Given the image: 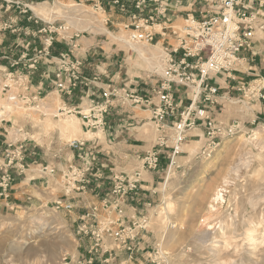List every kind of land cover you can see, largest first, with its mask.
Returning <instances> with one entry per match:
<instances>
[{"label": "crops", "instance_id": "0c3cea01", "mask_svg": "<svg viewBox=\"0 0 264 264\" xmlns=\"http://www.w3.org/2000/svg\"><path fill=\"white\" fill-rule=\"evenodd\" d=\"M61 1L64 2L61 8L63 17L73 14L75 7H91L95 11L104 13V25L108 30L111 28L113 32H116L121 25L123 27L130 25L131 15L138 13L134 9L132 0ZM27 2L32 8V5H49L51 1L27 0ZM70 2L76 6L71 5ZM166 4V12L158 18V21L166 23H177L187 15L200 19L203 12L207 10L206 0H167ZM238 9H244L247 13L258 12L259 16L256 19L251 49L239 52V61L231 72L211 78V83L218 88V105L214 107L211 115L214 116L213 113L219 108L220 113L217 114V119L224 123L228 122L233 113L242 123L253 122L256 119L264 120V93L260 94L261 98L246 103L243 100L237 101L238 105L231 102V99L236 96L241 98V92L247 87L251 88L256 84L264 83V31L256 26L264 24V8H260L257 2L244 0V4ZM143 13L146 11L143 10ZM63 17L58 18L52 14V21L44 20L39 18L32 9L25 15L17 9L5 10L0 2V26L9 23L16 30L13 34L10 31L2 34L0 67L7 68L9 63L18 60V66L12 70L18 69L28 76L32 93H39L46 97L55 94L63 107L73 110L85 108L90 99H102L103 91H108L110 88L135 92L142 97L150 95L159 77L148 75L146 68L137 65L136 50H131L124 42L113 40L109 36L111 30L106 34L93 27V32L86 35L80 32L77 37H73L74 33L79 31L66 20L67 18ZM49 22L68 23L70 30L64 35L65 40L55 38L48 50L49 55L47 57L41 55L36 65L29 68V60L36 56L43 40V36L38 35L37 32ZM170 41L172 40L169 39L168 43ZM61 53H68L72 60H80L82 64L80 80L71 94L59 91L56 87V84L64 79V74L58 66V56ZM175 57L178 58L179 55ZM258 90L259 93L263 91V86ZM177 99L180 97L177 96ZM104 120V127L98 130L86 127L83 130L81 126V134L79 133V138L76 140L84 141L85 149L82 152L70 151V160L62 158L61 161L60 156L54 159L57 156L53 157L52 153L59 152L57 145H52V142L39 144L30 137L15 140V142L24 141L23 156L27 168L22 173L11 169L12 181L8 189L3 191L0 188V214H8L13 209L23 207H40L44 203L51 204L61 200L64 205H71L70 210L62 209L61 211L65 213L72 230L76 233L81 224L94 222L86 217L91 214L93 207L97 208V220L105 214V203H111L110 190L113 177L123 175L130 178L136 173L139 174L137 193H129L125 203H120L123 209L122 225L132 222L133 218L137 220L136 212L147 214L152 203L159 198V180L169 167L172 152L170 136H166L165 146H156L157 134L148 110L126 102L112 101ZM81 122L83 123L82 120ZM166 122L169 124L170 119ZM22 132L23 129L18 128L16 135L20 136ZM5 133L7 134L6 127L0 125L1 149H5L6 144L10 143ZM204 135L202 123L197 121V125L186 134L187 139L181 146L182 153H188L189 144L194 142L191 138L197 139L196 142L201 148L205 143ZM152 151H158L160 154L158 167L156 170H147L143 166L144 158ZM71 165L82 167L88 175L89 182L84 186L76 185L74 187L76 189L65 193V188L57 187L55 181H60ZM44 166L54 168V174L42 173L40 170ZM145 214L141 217L143 220L146 219ZM114 224L116 227L120 225ZM76 244L74 263L80 260L85 263L89 259H93V264L111 263V252L109 254L104 251L101 253L99 250L91 254L88 252L91 240L87 237L76 236ZM116 255L119 256V254Z\"/></svg>", "mask_w": 264, "mask_h": 264}, {"label": "rangeland", "instance_id": "374dc122", "mask_svg": "<svg viewBox=\"0 0 264 264\" xmlns=\"http://www.w3.org/2000/svg\"><path fill=\"white\" fill-rule=\"evenodd\" d=\"M50 1L49 5L32 7L39 9L38 16L44 20L52 21V14L62 18L64 2ZM63 18H67L77 31L84 32L83 35L93 32V27L106 34L111 30L109 36L113 40L124 42L131 50L137 51V65L146 68L148 75L161 74L160 44L149 46L128 42L131 28L124 29L121 25L116 32L111 28L108 30L104 25V13L91 7H75L73 14ZM182 21L176 24L181 26ZM155 30L159 31V28ZM5 31H0V48ZM170 43L174 44L173 41ZM140 54L150 60H143ZM14 61L7 68L0 67V125L6 127L8 141L30 137L39 144L52 142L59 152L52 153L53 157L57 156L54 159L60 156L61 161L62 158L70 160L72 150L67 144L79 138L81 126L85 130V125L73 113L59 115L57 110L63 104L55 94L48 97L38 95L34 104L9 103L7 97L20 92V88L4 76L18 70H12L16 66L10 68ZM5 83L11 88L2 94L1 87ZM261 86L263 91L259 93ZM252 88L254 97H244L241 92L242 97L236 96L231 102L238 105L237 101L243 100L246 103L264 93V83ZM35 94L30 92L31 96ZM214 113L217 123L228 127L235 122L240 129L232 135H222L209 158L198 156L206 146L205 135L201 148L194 138H191L194 142L189 144L188 153H182L181 147L175 165L162 174L159 198L152 203L147 214L136 212L137 220L133 218L132 222L122 225L123 209L122 215H118L113 206H108L111 213L99 217L100 224L111 222L114 231L129 228L134 236L129 242V250L118 240L104 236L102 248L98 250L107 254L111 252L110 264H264V120L242 123L233 113L224 123L217 119L219 108ZM18 128L23 129L20 136L16 135ZM55 185L65 187L63 176L60 181H55ZM218 189L223 190V201L214 205L213 211L216 210L213 212L209 204L212 205L210 200ZM169 201L172 209L168 210ZM55 207L54 203H44L40 207H23L0 214V264H87L81 260L74 263L78 235L72 230L62 208ZM143 214L145 220L141 218ZM114 223L120 225L116 227Z\"/></svg>", "mask_w": 264, "mask_h": 264}, {"label": "built area", "instance_id": "2783aa9c", "mask_svg": "<svg viewBox=\"0 0 264 264\" xmlns=\"http://www.w3.org/2000/svg\"><path fill=\"white\" fill-rule=\"evenodd\" d=\"M257 2L260 8H264V0H247ZM5 10L17 9L22 14L31 11L27 0H0ZM134 9L138 13L131 15L130 25L124 29L131 28L128 42L132 44L157 45L160 43L162 55L160 58L161 74L159 80L151 89L148 97H142L135 92H124L118 88H110L103 91L102 99H90L85 108L73 110L62 107L57 111L62 114L78 115L88 129L98 130L104 127V116L112 101L126 102L132 106L148 110L150 120L157 134L156 146H165L166 136L169 135L172 142L169 167L175 165V157L180 154L181 146L186 140V134L197 125L202 123L206 146L201 149L198 156L209 158L214 149L219 145V139L223 135H232L240 126L233 122L230 126L217 123L211 115L214 107L218 105V88L211 83L212 76L229 73L239 61L238 54L241 50L251 49V40L255 33L258 12L247 13L244 9H238L244 4V0H206L207 10L203 12L200 19L193 15H187L181 26L174 22L158 21L159 16L166 12L167 0H132ZM143 10L146 13H143ZM259 30L264 31V24L256 25ZM155 28H159L156 31ZM16 30L10 24L4 23L0 31ZM70 30L67 23L57 24L49 22L47 26L38 30L37 34L43 36L41 47L36 56L29 60V68L36 65L41 55L47 57L49 48L55 38L65 40V34ZM80 32H75L77 37ZM171 39L174 44L168 43ZM165 45V46H164ZM175 55H179L178 58ZM24 58V57H22ZM18 65V60L10 64V68ZM80 60H72L68 53L58 56V66L64 74V79L56 84L59 91L66 94L77 87L80 80ZM6 80L20 88L17 94H11L7 101L13 105L19 102L35 103L39 93L30 95L32 85L28 76L20 70L6 73ZM10 85L5 83L1 87V93L8 92ZM259 91V90H258ZM253 88L247 87L243 90V96L254 97ZM177 96L180 99H177ZM185 96V97H184ZM184 97V98H183ZM259 94L257 98H261ZM183 101H185L183 103ZM170 119L169 124L166 122ZM24 141L7 143L5 149L0 148V188L6 191L11 183V169L22 173L27 167L24 163ZM71 150L82 152L85 142L72 140L68 143ZM159 152L152 151L144 158L143 166L147 170H156L159 163ZM45 174H54V168L44 166L40 170ZM138 177L136 173L132 177L115 176L112 180L110 190L111 203H105V214L113 210L122 215L120 203L129 194H135L138 190ZM65 193L70 192L76 185L84 186L89 182L88 175L82 167L71 165L63 175ZM73 184L70 187V184ZM56 209H71V205L62 204L61 200L54 203ZM97 208L93 207L91 214L87 215L94 222L83 223L77 228L76 234L91 240L89 253H95L102 248L104 236L118 240L120 245L129 250V242L134 237L130 229L114 231L111 222L100 224L96 219ZM136 225V224H135ZM66 258L64 259V261ZM106 261V260H104ZM89 259L87 264H92ZM68 264V262L63 263ZM77 264H82L78 262Z\"/></svg>", "mask_w": 264, "mask_h": 264}, {"label": "bare ground", "instance_id": "6f19581e", "mask_svg": "<svg viewBox=\"0 0 264 264\" xmlns=\"http://www.w3.org/2000/svg\"><path fill=\"white\" fill-rule=\"evenodd\" d=\"M34 10H35V13L37 14V15H40V13H39V9L38 8H36L35 6H33L32 7ZM37 10V11H36ZM41 12V11H40ZM183 20V19H182ZM68 24V23H67ZM124 28V27H123ZM158 44H160V43H158ZM139 57H141L143 60H150L149 58H147V57H143L141 54L139 55ZM148 62V61H147ZM149 64H150V61H149ZM148 64V65H149ZM150 67H151V65H150ZM66 121V120H65ZM66 123V122H65ZM69 123V122H68ZM70 124V123H69ZM65 125V124H64ZM66 126H67V124H66ZM71 126H73V125H71ZM69 127H70V125H69ZM68 127V128H69ZM67 129V128H66ZM74 129H75V127H74ZM70 131H71V129H70ZM74 132V131H73ZM222 185H224L223 184V182L221 183ZM225 187V186H224ZM223 188V187H222ZM224 189V188H223ZM222 192H223V190H221V189H218L215 193H214V195H213V197H212V199L210 200L211 201V204L212 205H210L209 204V206H210V211L212 210L213 211V209H214V205H217L219 202L220 203H222V201H223V195L224 194H222ZM211 198V197H210ZM220 207V206H219ZM167 208H168V210L169 209H172V203H170V201L168 202V204H167ZM217 208V207H216ZM166 209V208H165ZM216 210V209H215ZM214 210V211H215ZM167 211V210H166ZM213 211V212H214ZM209 212V211H208ZM207 212V213H208ZM207 218V217H206ZM223 228V227H222ZM162 241V240H161Z\"/></svg>", "mask_w": 264, "mask_h": 264}]
</instances>
